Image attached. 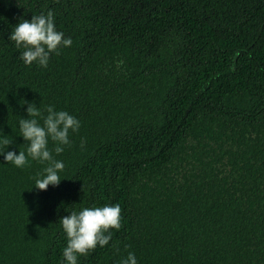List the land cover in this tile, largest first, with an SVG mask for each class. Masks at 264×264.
<instances>
[{
	"label": "trees",
	"instance_id": "16d2710c",
	"mask_svg": "<svg viewBox=\"0 0 264 264\" xmlns=\"http://www.w3.org/2000/svg\"><path fill=\"white\" fill-rule=\"evenodd\" d=\"M48 10L72 45L26 66L11 26ZM0 17L2 150L27 146L23 100L81 125L47 190L44 165L0 155V264H60L59 218L106 203L121 227L78 264H264V0H0Z\"/></svg>",
	"mask_w": 264,
	"mask_h": 264
},
{
	"label": "clouds",
	"instance_id": "9594fccd",
	"mask_svg": "<svg viewBox=\"0 0 264 264\" xmlns=\"http://www.w3.org/2000/svg\"><path fill=\"white\" fill-rule=\"evenodd\" d=\"M3 17H0L2 20ZM12 45L21 50L19 59L26 66L33 63L46 68L50 55L60 54L62 48L72 45L71 37L65 36L55 25L52 10L31 16V19L21 18L11 26L7 37ZM27 116L17 121L20 137L27 142L24 151L14 152L2 150L12 143L8 135H0V155L6 163L17 168H23L30 157L32 161L44 165L34 177L36 190H47L49 185L57 186L61 182L59 173L64 169V162L56 159L53 153L59 155L70 145L69 133H76L80 128V121L65 110H56L47 105L41 111L34 103L24 101ZM22 104V105H23ZM53 143L49 150L48 143ZM85 141L81 138V147ZM59 218L58 222L65 234L66 245L62 249L60 264H78V257L86 256L97 246L104 247L112 239V231L121 227V208L116 204L102 206L81 207L72 210ZM119 264H138L135 253L128 252Z\"/></svg>",
	"mask_w": 264,
	"mask_h": 264
}]
</instances>
